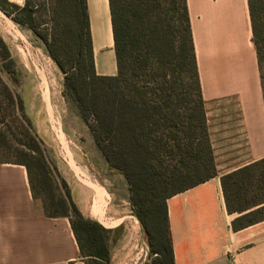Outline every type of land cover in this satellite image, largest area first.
Returning <instances> with one entry per match:
<instances>
[{"label":"trees","instance_id":"trees-1","mask_svg":"<svg viewBox=\"0 0 264 264\" xmlns=\"http://www.w3.org/2000/svg\"><path fill=\"white\" fill-rule=\"evenodd\" d=\"M109 4L117 63L113 76L96 72L87 0H25L22 6L0 0V10L27 25L64 72L65 94L76 103L110 170L128 185L131 210L147 234L153 264H175L167 199L218 174L187 1ZM249 10L264 94V0H249ZM43 11L48 14L44 28L38 21ZM2 73L18 80L15 60L0 35V126L7 124L6 115L19 119L26 136L21 144L51 174L59 196L50 193L45 176L35 183L28 163L13 162L28 168L35 200L38 186L49 196L45 215L70 219L85 264H112V229L84 215L67 182L53 177L26 104ZM1 143L0 135V148ZM221 185L228 212L240 214L234 229L264 219V159L223 175ZM119 230H113L114 241L121 237Z\"/></svg>","mask_w":264,"mask_h":264},{"label":"crops","instance_id":"crops-1","mask_svg":"<svg viewBox=\"0 0 264 264\" xmlns=\"http://www.w3.org/2000/svg\"><path fill=\"white\" fill-rule=\"evenodd\" d=\"M186 1L218 174L167 199L174 262L264 264V219L234 229L240 214L228 212L221 185L223 175L264 159V94L249 0ZM87 6L96 72L116 75L109 0ZM71 194L97 220L94 196L87 204L77 187ZM0 264H85L70 219L46 216L26 165L3 159ZM112 264H122L114 254Z\"/></svg>","mask_w":264,"mask_h":264},{"label":"rangeland","instance_id":"rangeland-1","mask_svg":"<svg viewBox=\"0 0 264 264\" xmlns=\"http://www.w3.org/2000/svg\"><path fill=\"white\" fill-rule=\"evenodd\" d=\"M10 1L22 6L25 0ZM38 21L42 28L46 27L48 14L41 12ZM0 35L6 41L15 60L18 80L14 82L6 73H2V77L12 90L23 98L26 111L32 120L33 134L43 149L45 159L53 171V177L60 183L65 180L71 193L77 187L83 192V202L91 204L94 192L80 180L72 163L67 159L64 144L57 136V128H60L77 164L82 166L92 181L100 184L108 192L105 217L108 222L117 223L113 227H107L112 229L109 238L112 254L117 256L122 264H153L155 256L151 253L147 234L131 210L128 185L122 175L110 170L76 103L65 94L64 72L27 25L18 24L2 11ZM38 67L46 69L48 99L43 97L44 83L38 74ZM6 123L0 126L2 141L0 159L28 163L35 183H38L42 175L45 176L52 186L50 193L59 196V190L56 189L51 174L46 171L42 162L21 144L26 140V136L19 119L17 120L15 115H6ZM10 131L16 136H12ZM61 189L65 191L63 185ZM37 194L36 203L44 211V204L46 199L49 201V196L43 193L39 186ZM117 227H120L118 232L121 237L114 241L113 230Z\"/></svg>","mask_w":264,"mask_h":264},{"label":"bare ground","instance_id":"bare-ground-1","mask_svg":"<svg viewBox=\"0 0 264 264\" xmlns=\"http://www.w3.org/2000/svg\"><path fill=\"white\" fill-rule=\"evenodd\" d=\"M38 74L40 78L42 79L41 81H43L44 83V86H43L44 88L42 90L43 97L44 99L45 98L48 99L49 93L47 90L48 85L46 84L47 83V73H46L45 67L44 68L38 67ZM50 114H52V111L50 112ZM51 118H53V115H51ZM57 134H58L57 136L60 139V141L64 144L67 159L72 163L77 175L85 183V185H88L91 189H93L95 193L94 205H93V210H92L93 215L95 216V218L97 217V220L99 219L103 223V225H105L106 227H113L117 225L116 222L114 223L108 222L105 217V209L108 204V192L105 190L104 187L92 181L89 175L82 169V166L77 164V162L73 158V155L70 151L69 144L67 143L65 136L61 132L60 128H57Z\"/></svg>","mask_w":264,"mask_h":264}]
</instances>
